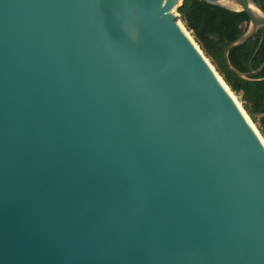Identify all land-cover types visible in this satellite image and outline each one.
<instances>
[{"label":"water","instance_id":"95a60500","mask_svg":"<svg viewBox=\"0 0 264 264\" xmlns=\"http://www.w3.org/2000/svg\"><path fill=\"white\" fill-rule=\"evenodd\" d=\"M203 1L264 81L259 4ZM183 2L0 0V264H264V141Z\"/></svg>","mask_w":264,"mask_h":264},{"label":"trees","instance_id":"16d2710c","mask_svg":"<svg viewBox=\"0 0 264 264\" xmlns=\"http://www.w3.org/2000/svg\"><path fill=\"white\" fill-rule=\"evenodd\" d=\"M264 11V0H255ZM179 20L191 33L225 83L244 103V109L258 124L264 137V81L247 82L231 72L224 58L227 46L246 31L249 17L209 5L203 0H184L178 9ZM262 40V41H261ZM230 60L235 68L252 78H264V29L255 39L234 48Z\"/></svg>","mask_w":264,"mask_h":264},{"label":"rangeland","instance_id":"374dc122","mask_svg":"<svg viewBox=\"0 0 264 264\" xmlns=\"http://www.w3.org/2000/svg\"><path fill=\"white\" fill-rule=\"evenodd\" d=\"M182 23V22H181ZM183 24V23H182ZM184 25V24H183ZM189 32V31H188ZM190 33V32H189ZM191 34V33H190ZM210 61V60H209ZM211 62V61H210ZM232 91V90H231ZM232 94H233V96L235 97V99L237 100V102L239 103V105L241 106V108L245 111V109H244V103H243V101H242V99H241V97L239 96V95H236L234 92H232ZM245 113L247 114V112L245 111ZM248 115V114H247ZM248 117H249V120L251 121V123L256 127V129H257V131L260 133V130H259V128H258V124L256 123V122H254L252 119H251V117L248 115ZM260 135H261V138L263 139V141H264V137L262 136V134L260 133Z\"/></svg>","mask_w":264,"mask_h":264},{"label":"bare ground","instance_id":"6f19581e","mask_svg":"<svg viewBox=\"0 0 264 264\" xmlns=\"http://www.w3.org/2000/svg\"><path fill=\"white\" fill-rule=\"evenodd\" d=\"M233 97H234V96H233ZM234 99H235V97H234ZM235 101L237 102V100H236V99H235ZM237 104H238V106H239V107H241V106L239 105V103H238V102H237ZM241 109H242V108H241ZM243 111H244V110H243ZM253 127L255 128V130H257V129H256V127H255L254 125H253ZM257 132H258V131H257Z\"/></svg>","mask_w":264,"mask_h":264}]
</instances>
